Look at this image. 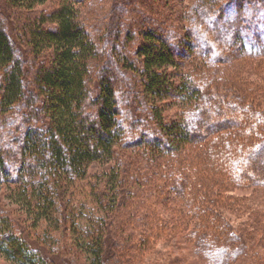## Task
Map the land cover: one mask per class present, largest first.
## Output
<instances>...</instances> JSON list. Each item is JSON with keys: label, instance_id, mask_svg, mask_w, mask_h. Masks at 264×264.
<instances>
[{"label": "trees", "instance_id": "trees-1", "mask_svg": "<svg viewBox=\"0 0 264 264\" xmlns=\"http://www.w3.org/2000/svg\"><path fill=\"white\" fill-rule=\"evenodd\" d=\"M175 1V24L161 12L136 25L132 55L113 45L116 60L97 49L78 0L0 3L12 27L0 21L6 260L177 264L185 249L204 264H264V215L252 210L248 229L224 215L250 213L252 198L234 190H264V79L239 63L264 58V0ZM214 15L223 26L210 29Z\"/></svg>", "mask_w": 264, "mask_h": 264}, {"label": "rangeland", "instance_id": "rangeland-1", "mask_svg": "<svg viewBox=\"0 0 264 264\" xmlns=\"http://www.w3.org/2000/svg\"><path fill=\"white\" fill-rule=\"evenodd\" d=\"M54 0H48V2L45 3V5L42 7L43 9L47 10L49 7L53 4ZM155 1V2H154ZM201 0H182L183 6H187V9L194 8V6H199ZM0 3H2V10L9 12V10L6 7L5 0H0ZM0 6V7H1ZM77 6L80 7L81 17L80 20L82 24L84 25L85 29L89 33L90 37L93 41L96 42V47L100 51V53H105L106 59H114L116 60V55L113 51V45H115L116 50L120 52H126L129 56L132 55V47L135 44V40L130 41L128 43V33L130 30H132V34L135 35L136 25H145L146 27L150 28L153 27L152 20L158 19V14L162 12L163 15L166 16V21L168 22V19L173 20L172 24H175L174 19L176 18V15H178V5L176 4L175 0H78ZM216 11V10H215ZM213 11L215 14L216 12ZM177 12V13H176ZM4 15V13H3ZM2 14L0 13V21H2V24L6 27L7 30H11L12 27L8 23H5ZM233 17H236V14L233 15ZM160 19V18H159ZM214 25H208L210 29H213V27L220 28V26H223L222 22H217L216 16H212ZM108 22V24H107ZM5 23V24H4ZM171 23V22H170ZM183 27H189L192 25L190 21L185 20V22L182 23ZM169 25V26H170ZM118 26V27H117ZM178 28V27H176ZM188 29V28H187ZM177 30V29H176ZM185 29L179 28L178 29V35L181 36V39H184L185 35ZM9 33V31H8ZM190 32L187 33V35ZM12 33H10L11 35ZM114 44H113V42ZM192 42L194 46H197L198 49H201L203 51V46L200 43V40L198 37H192ZM174 51L180 52L184 49V47L181 45L179 40L174 39L172 42ZM245 47L247 45H244ZM247 48V47H246ZM255 50V49H254ZM247 53V51H246ZM21 56V55H20ZM22 57V56H21ZM240 67L244 69L247 72L251 73V79H264V58H262L261 62L255 63L254 61H242L240 60ZM106 62V61H105ZM29 63V62H28ZM26 64V68L28 71V74H30L31 70H28L29 64ZM214 65V64H212ZM222 71H227L229 73H232L234 70V67H230L229 65L223 64L220 66ZM232 71V72H231ZM119 72V71H118ZM119 74V75H118ZM129 72L125 74L128 75ZM115 77L118 79H122L121 74L115 72ZM124 79H132L131 76H127ZM248 78V79H249ZM98 166H93L90 169V172H94L98 170ZM81 184V187H85L86 184L79 182L78 186ZM82 191V190H81ZM86 191V190H85ZM233 192L236 195L239 196H247L250 199L252 198V206L250 207V213L245 212H237V211H226L224 210V215L227 217V219L233 224V226L237 228H244V225L246 223H250L249 218L252 215V210H255L259 212L261 215H264V190H254L250 188L241 189V190H234ZM83 192H80L78 195H82ZM77 195V196H78ZM81 199V197H80ZM80 201H83L82 199ZM7 205V200L3 198V193L0 192V209L2 207ZM9 206L6 207L8 209ZM264 219V217H263ZM263 227L259 229L260 235L264 234V220L262 222ZM263 228V229H262ZM246 229H248V226L246 225ZM40 233V232H39ZM179 247L187 248L188 246L185 243H180ZM192 247V245H191ZM161 244L158 243L155 249H160ZM188 249V248H187ZM262 251V248L257 247V251ZM185 249L180 251L181 253H184V260L181 262H178L177 264H200L201 258L197 257L195 254H190ZM161 252L167 253L166 250H162ZM264 255V254H263ZM158 256H155L153 253V259H155ZM180 257V256H179ZM0 264H14L8 260H6L2 255H0ZM161 264H165L161 262ZM204 264V263H201ZM239 264H252L250 262V257H248L247 260H244L240 262Z\"/></svg>", "mask_w": 264, "mask_h": 264}]
</instances>
